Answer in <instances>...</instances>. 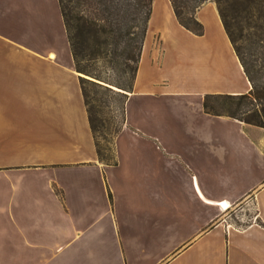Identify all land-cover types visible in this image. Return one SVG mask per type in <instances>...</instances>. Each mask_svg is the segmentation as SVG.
<instances>
[{"label": "crops", "instance_id": "1", "mask_svg": "<svg viewBox=\"0 0 264 264\" xmlns=\"http://www.w3.org/2000/svg\"><path fill=\"white\" fill-rule=\"evenodd\" d=\"M42 1L35 26L0 10V264H264V127L203 107L251 88L216 4L196 34L152 0L105 162Z\"/></svg>", "mask_w": 264, "mask_h": 264}, {"label": "trees", "instance_id": "2", "mask_svg": "<svg viewBox=\"0 0 264 264\" xmlns=\"http://www.w3.org/2000/svg\"><path fill=\"white\" fill-rule=\"evenodd\" d=\"M205 1L170 0L178 22L196 34H202L203 25L196 19L195 11ZM215 1L218 3L220 17L233 46V37L229 32L221 2H229L232 7H236L235 9H241V12L246 11L248 24L257 27V23L252 20L253 15L249 10L248 3L255 4L259 10L262 0ZM59 4L76 70L89 73L90 71L83 65V61L88 60L91 54L96 52L95 50L103 53L108 47H111V57L115 59L117 65H120L121 70L132 69L133 82L150 17L152 0H59ZM89 40L92 41V48L89 45ZM251 44L255 47L259 45V34L255 33L252 36ZM96 46L98 48L95 49ZM234 49L250 81L251 88L248 92L239 94H205L203 99L204 110L211 114L226 115L248 124L264 127V57L259 59L257 49H255L256 56L253 58H245L235 46ZM132 61L135 63L133 68L130 65ZM79 81L80 84L81 81H84L101 86L95 81L82 77H79ZM132 82L128 86V90L122 88L118 83L116 86L129 91ZM81 88L90 128L95 140L97 156L101 161L112 162L114 159L113 151L111 156H105L96 140L97 125L92 110L87 108V100L82 85ZM117 92L124 96L123 101L125 102L126 92L122 93L119 90Z\"/></svg>", "mask_w": 264, "mask_h": 264}, {"label": "rangeland", "instance_id": "3", "mask_svg": "<svg viewBox=\"0 0 264 264\" xmlns=\"http://www.w3.org/2000/svg\"><path fill=\"white\" fill-rule=\"evenodd\" d=\"M211 1L219 8L217 1ZM42 2V0H0V10L6 16H10L12 22H21L28 27L35 26L40 24L41 20L44 19L43 16L46 15L45 18L49 20L53 16V13L47 10ZM221 7L229 32L233 37L234 46L240 54L245 58H253L256 56L255 49H257L259 59L264 57V0H262L259 10L255 4L248 3L249 10L253 15L252 20L257 23V27L248 24L246 11L241 12V9H235L236 7H232L229 2H221ZM43 11H45V15ZM255 33L259 34L257 47L251 44L252 36ZM66 39L68 40V37ZM91 42L89 40V45L92 48ZM96 48L98 47L96 46ZM110 49L111 47H108L103 53L95 50L96 52L91 54L88 60L83 61V65L90 71L89 73L76 70L81 73H79V77L95 81L102 86L81 81L87 100V108L92 110L97 125L95 137L105 156H111L113 138L124 121V96L119 95L117 91L127 92L133 75L132 69L121 70L120 65H117L115 59H112ZM134 64L133 61L130 62L132 68ZM116 83L127 90L119 88ZM107 87L109 89H106Z\"/></svg>", "mask_w": 264, "mask_h": 264}, {"label": "water", "instance_id": "4", "mask_svg": "<svg viewBox=\"0 0 264 264\" xmlns=\"http://www.w3.org/2000/svg\"><path fill=\"white\" fill-rule=\"evenodd\" d=\"M78 73H80V72H78ZM81 74V73H80ZM114 88H116V87H114Z\"/></svg>", "mask_w": 264, "mask_h": 264}, {"label": "bare ground", "instance_id": "5", "mask_svg": "<svg viewBox=\"0 0 264 264\" xmlns=\"http://www.w3.org/2000/svg\"><path fill=\"white\" fill-rule=\"evenodd\" d=\"M224 207H226V205Z\"/></svg>", "mask_w": 264, "mask_h": 264}]
</instances>
